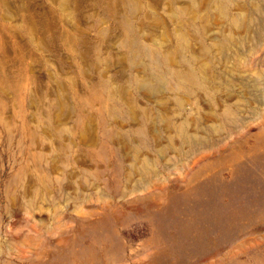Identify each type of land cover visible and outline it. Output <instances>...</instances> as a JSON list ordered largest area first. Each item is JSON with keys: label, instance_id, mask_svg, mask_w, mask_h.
I'll return each instance as SVG.
<instances>
[{"label": "rangeland", "instance_id": "rangeland-1", "mask_svg": "<svg viewBox=\"0 0 264 264\" xmlns=\"http://www.w3.org/2000/svg\"><path fill=\"white\" fill-rule=\"evenodd\" d=\"M0 264H264V0H0Z\"/></svg>", "mask_w": 264, "mask_h": 264}, {"label": "bare ground", "instance_id": "bare-ground-1", "mask_svg": "<svg viewBox=\"0 0 264 264\" xmlns=\"http://www.w3.org/2000/svg\"><path fill=\"white\" fill-rule=\"evenodd\" d=\"M237 27H238L237 46H238V49L240 52L244 46V43H245V36L243 34L242 24L237 22ZM239 80L240 81L243 80V76L241 74L239 75ZM144 132H145L144 129H140V130H138L137 133H139L140 135H145Z\"/></svg>", "mask_w": 264, "mask_h": 264}]
</instances>
